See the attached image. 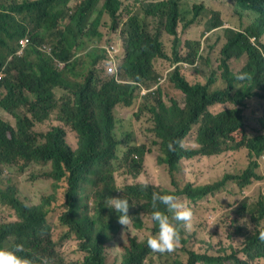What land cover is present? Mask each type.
<instances>
[{
    "label": "trees",
    "instance_id": "obj_1",
    "mask_svg": "<svg viewBox=\"0 0 264 264\" xmlns=\"http://www.w3.org/2000/svg\"><path fill=\"white\" fill-rule=\"evenodd\" d=\"M134 1L0 0V73H4L0 109L17 118L14 126L0 115V173L4 166L24 172L33 164L50 165L46 176L56 185L67 183L65 211L59 217L64 237H74L86 256L68 262L59 251L50 223L51 199L30 204L19 197L15 185L4 188L1 184L0 206L11 208L18 219L0 222V249L23 245L24 251L18 255L33 264H145L152 252L147 241L134 238L129 245L117 247L124 227L118 223L117 213L107 208V197L128 199L131 225L142 229L143 219L151 218L155 210H164L159 202L153 208L154 192L198 203L232 187L242 199L229 205L221 218L231 244L197 249L196 229L178 223L180 249L187 247V264H264V187L256 198L243 196L264 181L257 172L264 157V0H234L237 11L228 7L227 0H212L209 8L195 6L190 20L181 0H141L132 8ZM204 12L208 15L205 33H219L214 42L220 46L219 64L205 80L194 82L180 64L196 68L200 61L207 64L208 60L199 55L201 41L188 38L183 42L178 27L183 25L188 32ZM227 16L234 17L239 27H225ZM103 26L113 33L120 31L119 59V55L112 58L89 45L104 37ZM162 26L174 38V70L169 81L183 103L171 97L167 104L161 86L153 90L161 78L159 59H169ZM25 38L30 43L19 54ZM86 51H90V60L81 70L77 58ZM235 61L244 64L234 70ZM114 62L117 71L110 73L108 68ZM57 90L64 96L58 98ZM142 90L148 92L142 95ZM144 97L133 117H148V130L155 134L153 145L159 148L157 161L167 167L172 179L168 188L148 183L120 188L117 183L116 174L121 170L132 178L141 175L147 154L153 152L152 147L132 144L131 135L122 138L118 132L121 120L116 108L129 109ZM253 101H258L253 107L259 109L250 110ZM47 122L51 128L44 133L38 127ZM68 129L75 134L76 146L68 142ZM192 131L196 134L194 146L185 143ZM177 140L182 146L170 150L169 144ZM231 152H245L248 163L209 183L183 181L184 160ZM153 225L156 235L159 226L154 221Z\"/></svg>",
    "mask_w": 264,
    "mask_h": 264
},
{
    "label": "rangeland",
    "instance_id": "obj_2",
    "mask_svg": "<svg viewBox=\"0 0 264 264\" xmlns=\"http://www.w3.org/2000/svg\"><path fill=\"white\" fill-rule=\"evenodd\" d=\"M141 0H135L132 8H135L137 3ZM151 1H161V0H151ZM229 2V8L232 11H237V3L234 0H227ZM212 0H181V5L184 11H188L186 14L190 20L193 17V8L195 6L204 5L208 7L211 5ZM123 17L126 19L128 15L126 12L122 13ZM207 13L204 12L203 16L198 20V24L192 26V28L187 32L183 29V25L178 27V33L180 39L185 42L186 39L199 40L202 43L200 57L208 60L207 64L203 61L199 62V65L194 68L192 65L180 64L185 74L191 81L197 82L205 80L211 72L217 70L218 60H219V49L218 44H214L216 41L218 31L216 34L205 33V22L207 19ZM107 19V18H106ZM226 25L225 27H239V23L234 17H225ZM153 28L157 25L152 24ZM162 41L165 45V50L169 56V59H159L157 65V70L160 73V79L162 80L161 88L163 91L164 99L167 104H170L171 97H175L180 103H183L181 94L176 90L173 84L169 81L171 72L174 70V51H173V37L170 36L163 28ZM104 37L102 39H95L89 45L91 48L97 50H105L108 55H110L109 50L113 45L120 48V52L117 54L118 59L121 55V40L118 38L120 31L113 33L109 26H103L101 29ZM222 31V30H221ZM209 36V38H208ZM264 43V40H263ZM187 50H183L184 55H186ZM90 52V51H89ZM86 51L85 53H80L78 55L79 64H81L80 69H84L87 62L90 60ZM111 57V56H110ZM243 61H235L232 66L234 70H237L243 66ZM109 65V63H108ZM189 66V67H188ZM102 65L98 68V70ZM197 69V72L195 70ZM79 71V68H77ZM101 71V70H100ZM86 71L85 74H87ZM4 77V73H3ZM141 93V92H140ZM139 94V92L137 93ZM142 94V93H141ZM58 98L64 96L63 91L57 90ZM143 95V94H142ZM144 99H137L131 108H123L118 106L116 108L117 117L121 120L119 125V134L122 138L127 135H131L129 140L132 144L143 145L146 144L148 147H152L153 152L147 154L146 156V168L145 171L139 175L137 178H132L128 174H125L123 170L116 174L117 183L120 188L124 187L129 183H145V184H155L165 188L171 187L172 179L170 177L169 171L166 166L160 165L157 161L160 153L159 148L153 145V139H155V134L151 133L148 128L150 127V122L148 117L143 115L140 119L133 117L135 111H137L141 105H143ZM253 101L250 105V110H257L260 107H253ZM126 109V110H125ZM19 115L22 113L21 110L17 112ZM0 115L4 117L5 120L13 122L16 125L17 118L8 115L0 109ZM51 128V124L47 122L44 125H40L38 129L47 132ZM68 142L73 146H76L77 140L75 134L68 129ZM195 131H192L191 135L187 138L185 143L187 145L194 146L196 143ZM186 168V176H183V181L185 183L193 181L196 184H205L212 182L214 179L222 176L227 171H234L248 163L245 152H231L225 154L221 157L213 158H196L194 160H184ZM259 168L257 172L264 176V157L259 160ZM51 171L50 165L45 164H33L24 172L19 171L15 166H4L1 168L0 173V184L6 188L9 185H15L18 188L19 197L30 204L40 205L45 199H51L52 202V212L50 214V223L53 227L54 240L58 243V249L62 253L63 257L68 262L82 261L86 256L79 248V242L74 237L65 238V229L60 225L59 217L65 211L64 203L67 193V183L65 181L55 184L52 179L47 177V173ZM264 187V181H260L257 185L250 191L245 193L244 197H254L259 195L261 188ZM232 190V192H231ZM232 187L227 190V193H223L220 196L206 198L198 203L190 202L187 199L180 197L181 201L187 206L191 204L193 217L190 225L193 226L191 231L196 229V239L195 242L198 244L195 248L201 247L202 249H207L209 245L216 248L222 246H228L231 244L232 240L229 236V230L226 223H222L221 218L223 212L229 205H234L242 198L239 194H234ZM230 193V195L228 194ZM255 203V200L253 201ZM195 213V214H194ZM18 218L7 206H0V222H14ZM144 227L142 229H136L130 225L127 229H123L122 233L119 235L117 242V247L121 244H130V239L136 238L140 243L147 241L149 236L153 234V221L151 218L143 219ZM186 246H182V249L177 248L171 253H149L145 264H187L188 254L186 251ZM121 253V250H118Z\"/></svg>",
    "mask_w": 264,
    "mask_h": 264
},
{
    "label": "clouds",
    "instance_id": "obj_3",
    "mask_svg": "<svg viewBox=\"0 0 264 264\" xmlns=\"http://www.w3.org/2000/svg\"><path fill=\"white\" fill-rule=\"evenodd\" d=\"M174 146H182V141L171 142L169 149L175 150ZM152 201L154 209H157V202H159L164 205V210H155L151 214V219L158 224L159 231L156 235L149 236L147 246L153 252L171 253L181 246V235L177 224L183 223L185 227H190L193 212L176 195H161L154 192ZM105 203L107 208L117 213V220L121 226L127 229L132 224V216L129 215L131 206L128 199L107 197ZM168 213L172 215L169 216ZM261 238L264 239V233L261 234ZM22 251L24 248L20 244L16 245L14 249H0V264H33L31 259L18 255Z\"/></svg>",
    "mask_w": 264,
    "mask_h": 264
},
{
    "label": "built area",
    "instance_id": "obj_4",
    "mask_svg": "<svg viewBox=\"0 0 264 264\" xmlns=\"http://www.w3.org/2000/svg\"><path fill=\"white\" fill-rule=\"evenodd\" d=\"M29 43H30V40H29L28 38H25V39H23V40L20 42V50H19V54H22V53L24 52V50L27 48V46L29 45ZM47 50L51 53V50H50V49H47ZM119 52H120V48H119L118 46H116V45H113V46L111 47V49L109 50L110 56H111L112 58H114L115 55H117ZM108 71H109L110 73H115V72L117 71V69H116V62H114V64L108 68ZM2 78H3V72L0 73V80H1ZM161 82H162V80L160 79V82H159L160 85L162 84ZM157 87H158V85H157ZM157 87L154 88L153 90H156ZM147 92H148L147 90H142L141 93H142V94H146Z\"/></svg>",
    "mask_w": 264,
    "mask_h": 264
}]
</instances>
